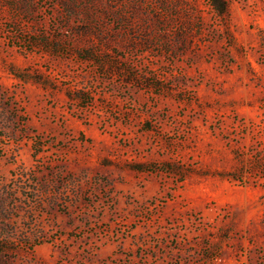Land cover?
I'll list each match as a JSON object with an SVG mask.
<instances>
[{"label":"rangeland","instance_id":"374dc122","mask_svg":"<svg viewBox=\"0 0 264 264\" xmlns=\"http://www.w3.org/2000/svg\"><path fill=\"white\" fill-rule=\"evenodd\" d=\"M0 0V264H264V0Z\"/></svg>","mask_w":264,"mask_h":264},{"label":"trees","instance_id":"16d2710c","mask_svg":"<svg viewBox=\"0 0 264 264\" xmlns=\"http://www.w3.org/2000/svg\"><path fill=\"white\" fill-rule=\"evenodd\" d=\"M209 2L217 12L224 13L226 11L223 0H209Z\"/></svg>","mask_w":264,"mask_h":264}]
</instances>
